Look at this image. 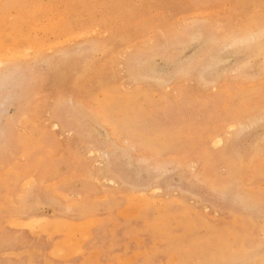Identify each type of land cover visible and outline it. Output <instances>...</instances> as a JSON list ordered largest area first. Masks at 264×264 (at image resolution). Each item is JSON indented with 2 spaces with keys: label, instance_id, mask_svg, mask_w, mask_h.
Segmentation results:
<instances>
[{
  "label": "rangeland",
  "instance_id": "obj_1",
  "mask_svg": "<svg viewBox=\"0 0 264 264\" xmlns=\"http://www.w3.org/2000/svg\"><path fill=\"white\" fill-rule=\"evenodd\" d=\"M263 28L264 0H0V264H264Z\"/></svg>",
  "mask_w": 264,
  "mask_h": 264
},
{
  "label": "bare ground",
  "instance_id": "obj_2",
  "mask_svg": "<svg viewBox=\"0 0 264 264\" xmlns=\"http://www.w3.org/2000/svg\"><path fill=\"white\" fill-rule=\"evenodd\" d=\"M247 2V1H246ZM223 10V9H222ZM249 20V19H248ZM264 29V28H263ZM263 33V32H262ZM193 39V38H192ZM236 40H237V38H236ZM233 44V43H232ZM13 72V71H12ZM14 74V73H13ZM10 75V74H9ZM2 76V75H1ZM7 77V76H6ZM12 77V76H11ZM0 78H2V77H0ZM4 78H5V75H4ZM134 78V77H133ZM3 79V78H2ZM157 85V84H156ZM38 103V102H37ZM217 142H220L219 140H216ZM216 145H217V143H216ZM220 144H218V146H219ZM211 187V186H210ZM79 206V205H78ZM186 208V207H185ZM66 223H64V225H65ZM68 225V226H67ZM62 226H63V223H62ZM70 227L69 226V224H66L65 225V227ZM57 228V227H56ZM225 233V232H224ZM75 252V251H74ZM55 254V253H54ZM69 254V253H68ZM77 254V253H76Z\"/></svg>",
  "mask_w": 264,
  "mask_h": 264
}]
</instances>
